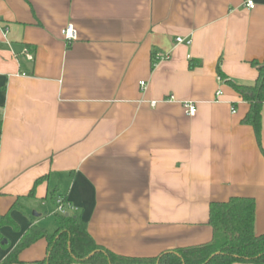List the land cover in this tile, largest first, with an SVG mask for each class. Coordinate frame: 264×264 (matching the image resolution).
Wrapping results in <instances>:
<instances>
[{
	"label": "crops",
	"instance_id": "0c3cea01",
	"mask_svg": "<svg viewBox=\"0 0 264 264\" xmlns=\"http://www.w3.org/2000/svg\"><path fill=\"white\" fill-rule=\"evenodd\" d=\"M244 1L0 0V216L11 221L0 261L40 212L57 214L58 197L124 256L210 241V202L233 196L254 199L264 233V104L258 143L241 123L247 102L217 73L256 80L264 0ZM154 54L169 56L153 64ZM45 256L41 239L19 264Z\"/></svg>",
	"mask_w": 264,
	"mask_h": 264
},
{
	"label": "trees",
	"instance_id": "16d2710c",
	"mask_svg": "<svg viewBox=\"0 0 264 264\" xmlns=\"http://www.w3.org/2000/svg\"><path fill=\"white\" fill-rule=\"evenodd\" d=\"M157 61L154 54L153 64ZM199 65V61H189L190 69ZM251 65L257 69L252 84L227 80L219 69L217 73L220 80L247 102L248 111L241 123L253 128L259 143L264 104V58L261 62L252 61ZM55 216L58 226L54 232L31 226L0 264H19V254L41 239L46 241V256L37 264H264V233L254 232L255 201L251 197L233 196L226 201L210 202L207 221L212 230L210 241L164 251L154 257L114 253L94 241L80 215L57 213ZM10 222L7 216H0V226Z\"/></svg>",
	"mask_w": 264,
	"mask_h": 264
},
{
	"label": "built area",
	"instance_id": "2783aa9c",
	"mask_svg": "<svg viewBox=\"0 0 264 264\" xmlns=\"http://www.w3.org/2000/svg\"><path fill=\"white\" fill-rule=\"evenodd\" d=\"M247 9H253L254 8V2L253 0H245L244 1V4H243ZM0 30L1 32L7 36L8 34V27L7 25L5 24H2V21L0 20ZM61 36L62 38L64 39L65 43L66 44H73L75 43L77 40H78V31L74 28V26L72 24H67L65 27H63L61 29ZM176 41L178 43L182 42V39L181 38H177ZM25 55L28 59L32 60L33 59V56L31 54V52L28 50V49H25ZM168 54H156V57L158 60H163V59H167L168 58ZM141 86H145V83L144 82H141L140 83ZM217 96L220 95V92L217 91L216 93ZM173 97H169V99H172ZM152 105H155L156 102L155 101H152L151 102ZM183 108H184V111H185V115L187 116H193L195 115L196 111H197V107H196V104L193 103V102H184L182 104ZM233 112H234V109H233ZM67 206L65 205V202L62 198H57L56 199V211L57 213H60V214H63L65 213L67 210Z\"/></svg>",
	"mask_w": 264,
	"mask_h": 264
},
{
	"label": "rangeland",
	"instance_id": "374dc122",
	"mask_svg": "<svg viewBox=\"0 0 264 264\" xmlns=\"http://www.w3.org/2000/svg\"><path fill=\"white\" fill-rule=\"evenodd\" d=\"M31 211L30 213H32ZM41 217H40V227L45 228L48 230L49 233L54 232L56 228V216H53L50 211H45V212H40Z\"/></svg>",
	"mask_w": 264,
	"mask_h": 264
},
{
	"label": "water",
	"instance_id": "95a60500",
	"mask_svg": "<svg viewBox=\"0 0 264 264\" xmlns=\"http://www.w3.org/2000/svg\"><path fill=\"white\" fill-rule=\"evenodd\" d=\"M65 216H68V213H65Z\"/></svg>",
	"mask_w": 264,
	"mask_h": 264
}]
</instances>
